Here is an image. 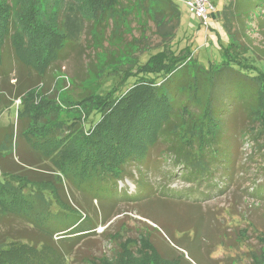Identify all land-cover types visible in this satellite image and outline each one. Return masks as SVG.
Returning a JSON list of instances; mask_svg holds the SVG:
<instances>
[{
  "label": "trees",
  "instance_id": "obj_1",
  "mask_svg": "<svg viewBox=\"0 0 264 264\" xmlns=\"http://www.w3.org/2000/svg\"><path fill=\"white\" fill-rule=\"evenodd\" d=\"M209 17L221 21L226 42L216 36L219 59L202 64L188 46H166L182 23L175 0H0V111L20 102L16 120L0 124V264H70L69 249L116 216L98 218L127 165L148 168L157 145L184 181L200 184L232 155L241 129L264 167V0H228ZM149 22L162 34L161 48L141 63L136 53L148 44ZM84 29L89 42L80 44ZM67 47L99 49L61 93L79 91L64 122L57 78ZM114 76L101 93L103 78ZM226 134L231 144L224 145ZM144 231L118 243L120 232L109 233L114 251L85 261L179 264ZM257 239L261 252L250 257L259 253L255 264H264V234Z\"/></svg>",
  "mask_w": 264,
  "mask_h": 264
},
{
  "label": "rangeland",
  "instance_id": "obj_2",
  "mask_svg": "<svg viewBox=\"0 0 264 264\" xmlns=\"http://www.w3.org/2000/svg\"><path fill=\"white\" fill-rule=\"evenodd\" d=\"M175 1L180 6L182 23L166 46L175 52L188 46L202 64H206L208 58L219 59L216 36L222 43L226 42L221 21L209 17L206 30L181 0ZM211 1L220 11L228 0ZM132 26L137 36L138 27L134 22ZM253 35L262 39L258 32ZM105 36L108 38L107 32ZM161 36L149 22L146 32L148 44L140 45L136 53L141 63L161 48ZM80 41V44L89 42L86 29ZM98 49L81 52L78 47L66 48L60 62L61 75L57 78L61 84L57 98H64L57 112L59 121L66 122L74 116L72 109L76 104L71 105V99L77 100L79 94L74 89L66 98L62 91L69 86L71 76L84 72L86 63L95 59L94 53ZM118 79L117 76L104 77L101 93L110 90ZM132 81L130 78L129 83ZM19 106V100H15L11 107L0 111V124L15 121ZM97 117L91 116L86 128ZM232 124L233 119L229 118L226 132L232 130ZM239 131L240 134L236 129L238 135L231 146L232 155L225 162L216 164L212 176L200 184L184 181V170L173 162L172 154H163L164 145H157L149 151L145 166L148 168L142 167L139 171L135 161L129 163L125 177L115 184L117 193L112 197L114 201L110 202L112 198L105 201L103 213L98 218L103 220L104 213L106 219L116 216L105 225H98L96 235L84 237L69 249L70 264H87L86 258L110 255L116 243L124 238H136L145 229L149 231L148 238L160 247L164 255L172 252L179 257V264H255L260 259L259 253L252 259L250 253L261 252L257 236L264 234V200L258 197L264 189V167L258 145L247 135L242 137L243 130ZM222 141L224 145L230 142L228 134L222 137ZM93 204L97 202L93 201ZM143 222L161 234L151 232ZM112 232H120L116 243L109 238ZM231 243L234 246L227 245Z\"/></svg>",
  "mask_w": 264,
  "mask_h": 264
},
{
  "label": "built area",
  "instance_id": "obj_3",
  "mask_svg": "<svg viewBox=\"0 0 264 264\" xmlns=\"http://www.w3.org/2000/svg\"><path fill=\"white\" fill-rule=\"evenodd\" d=\"M182 4L189 8L192 13L205 29H207V20L211 12L215 11V6L211 0H181Z\"/></svg>",
  "mask_w": 264,
  "mask_h": 264
}]
</instances>
